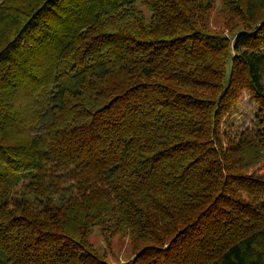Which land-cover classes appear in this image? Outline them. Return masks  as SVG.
Instances as JSON below:
<instances>
[{"label":"trees","instance_id":"16d2710c","mask_svg":"<svg viewBox=\"0 0 264 264\" xmlns=\"http://www.w3.org/2000/svg\"><path fill=\"white\" fill-rule=\"evenodd\" d=\"M0 0V264H264V0ZM256 110L237 127L245 93Z\"/></svg>","mask_w":264,"mask_h":264},{"label":"rangeland","instance_id":"374dc122","mask_svg":"<svg viewBox=\"0 0 264 264\" xmlns=\"http://www.w3.org/2000/svg\"><path fill=\"white\" fill-rule=\"evenodd\" d=\"M216 6L209 15V25L213 29H222L224 27V19L222 14L221 0H215ZM256 110V106L252 101L249 93H245L241 101L237 105L233 113V123L237 127H247L252 123V115ZM90 241L99 253H104L109 263L121 264L127 261L132 250L127 241L114 236L111 239L110 246L99 229H94Z\"/></svg>","mask_w":264,"mask_h":264}]
</instances>
